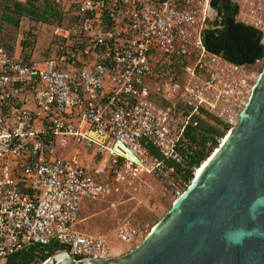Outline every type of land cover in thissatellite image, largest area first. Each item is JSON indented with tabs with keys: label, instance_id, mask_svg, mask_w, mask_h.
Wrapping results in <instances>:
<instances>
[{
	"label": "built area",
	"instance_id": "2783aa9c",
	"mask_svg": "<svg viewBox=\"0 0 264 264\" xmlns=\"http://www.w3.org/2000/svg\"><path fill=\"white\" fill-rule=\"evenodd\" d=\"M59 2L66 25L43 26L38 51L0 47V264L52 245L78 264L108 260L104 237L76 229L82 203L142 174L178 199L197 169L189 182L177 171L186 170L178 147L187 128L210 116L226 136L259 75L204 45L211 0ZM232 2L262 31L264 0ZM56 137L105 156L109 167L91 174L74 158H55ZM149 232L126 218L115 237L133 250Z\"/></svg>",
	"mask_w": 264,
	"mask_h": 264
},
{
	"label": "water",
	"instance_id": "95a60500",
	"mask_svg": "<svg viewBox=\"0 0 264 264\" xmlns=\"http://www.w3.org/2000/svg\"><path fill=\"white\" fill-rule=\"evenodd\" d=\"M209 159L142 243L90 264H264V68ZM57 256L46 264H60Z\"/></svg>",
	"mask_w": 264,
	"mask_h": 264
},
{
	"label": "trees",
	"instance_id": "16d2710c",
	"mask_svg": "<svg viewBox=\"0 0 264 264\" xmlns=\"http://www.w3.org/2000/svg\"><path fill=\"white\" fill-rule=\"evenodd\" d=\"M211 8L216 16L209 22V28L203 35L208 51L227 62L244 66L247 70L256 67V75L260 74L264 68L263 32L238 20L239 8L232 0H211ZM66 17L59 0H0V47L10 55L19 53L20 49L31 53L41 35L42 27L65 26ZM23 22L31 27L25 37L17 34V29ZM153 100L163 108L169 105L157 96ZM195 120L198 122L197 127L187 128L178 147L186 170L179 168L177 171H184V182L193 178L190 168L199 169L212 150L218 149L216 138H223L226 134V129L213 117ZM46 251L48 252L44 254L38 247H34L29 252L10 256L5 264H42L60 249L52 245Z\"/></svg>",
	"mask_w": 264,
	"mask_h": 264
},
{
	"label": "rangeland",
	"instance_id": "374dc122",
	"mask_svg": "<svg viewBox=\"0 0 264 264\" xmlns=\"http://www.w3.org/2000/svg\"><path fill=\"white\" fill-rule=\"evenodd\" d=\"M238 20L249 23V20L242 15ZM262 22L264 42V17ZM30 29L31 27L23 22L17 29V34L25 37ZM43 42L44 36L41 34L35 46L37 51L43 46ZM27 52L22 53L27 55L29 54ZM247 71L256 76V67ZM246 100L247 97H244L243 101ZM62 139L66 142L64 147L61 146ZM55 148V158L60 159L67 156L74 158L80 162L88 173L104 165L106 167L110 165V162L105 161V156H95L93 150L74 145L73 140L69 137H56ZM108 170L109 168L106 169V172ZM112 187L113 190L108 196L90 200L84 204L79 214V229L76 228L80 232L104 237L109 259L124 256L132 251L124 242L115 237V230L124 219L130 218L133 221H138L137 223L142 228L151 231L166 216L174 202V197L166 185L153 175L142 174L138 179L113 185ZM142 241L139 240L140 243Z\"/></svg>",
	"mask_w": 264,
	"mask_h": 264
},
{
	"label": "bare ground",
	"instance_id": "6f19581e",
	"mask_svg": "<svg viewBox=\"0 0 264 264\" xmlns=\"http://www.w3.org/2000/svg\"><path fill=\"white\" fill-rule=\"evenodd\" d=\"M231 133V131L223 138V140H222V142H221V146L223 145V143L225 142V140L227 139V137L229 136V134ZM217 151H218V149H216L213 153H212V155L208 158L209 159V161L214 157V155L217 153ZM208 164V162H207V160L201 165V167L198 169H196V171H195V176L197 177L199 174H200V172L204 169V167L206 166ZM57 258V260L58 261H60V264H65V262L67 261L66 260V257H65V255H59V256H57L56 257Z\"/></svg>",
	"mask_w": 264,
	"mask_h": 264
},
{
	"label": "crops",
	"instance_id": "0c3cea01",
	"mask_svg": "<svg viewBox=\"0 0 264 264\" xmlns=\"http://www.w3.org/2000/svg\"><path fill=\"white\" fill-rule=\"evenodd\" d=\"M86 202H88V200H85L83 203H82V205H81V208L84 206V204L86 203ZM81 208H80V211H81ZM80 211H79V213H80ZM79 213H78V219H79ZM79 221V220H78ZM77 228L79 229V226L77 225ZM87 234V233H86ZM90 235V234H89Z\"/></svg>",
	"mask_w": 264,
	"mask_h": 264
}]
</instances>
